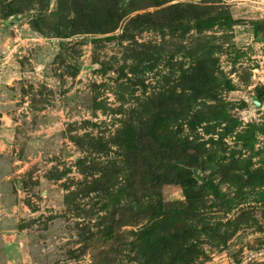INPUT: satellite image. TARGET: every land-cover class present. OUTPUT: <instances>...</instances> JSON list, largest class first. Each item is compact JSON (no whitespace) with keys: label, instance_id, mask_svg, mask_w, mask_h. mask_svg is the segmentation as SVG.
I'll return each mask as SVG.
<instances>
[{"label":"rangeland","instance_id":"1","mask_svg":"<svg viewBox=\"0 0 264 264\" xmlns=\"http://www.w3.org/2000/svg\"><path fill=\"white\" fill-rule=\"evenodd\" d=\"M0 264H264V0H0Z\"/></svg>","mask_w":264,"mask_h":264}]
</instances>
